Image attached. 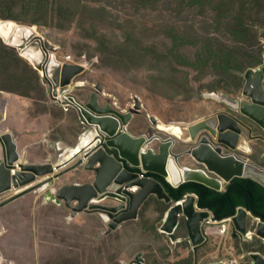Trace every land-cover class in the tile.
I'll return each mask as SVG.
<instances>
[{
    "label": "rangeland",
    "instance_id": "obj_1",
    "mask_svg": "<svg viewBox=\"0 0 264 264\" xmlns=\"http://www.w3.org/2000/svg\"><path fill=\"white\" fill-rule=\"evenodd\" d=\"M8 21L34 28L45 38L38 40L41 54L34 59L46 61L52 54L56 63L67 56L71 63H88L67 88L69 95L85 104L99 85V102L121 111L132 108L138 98L143 109L136 121L150 126L149 117H156L162 132L155 134L162 139L173 136V150L189 149L185 140L194 136L190 127L211 114L239 116L205 94L239 98L245 72L260 66L264 57V0H0V22ZM26 32V39L22 32L14 35L15 44L37 41L32 31ZM21 47L0 37V133L12 136L7 131V94L39 101L31 114L48 118L38 121L34 139L39 136L49 144L31 149L30 159H25L55 164L60 161L56 141L75 132L79 138L91 129L66 115L51 96L59 106L49 103L51 86L44 67L25 58ZM247 134L244 131L248 142ZM253 134L263 133L254 127ZM246 141L240 140V148L232 153L264 169V143ZM153 146L157 151V144ZM85 175L72 176V181H86ZM62 182L0 209V264H129L138 256L145 264H252L251 255L264 258V240L252 234L258 222L250 215L247 238L234 237L231 226L222 234L210 216L202 226L203 243L194 250L184 217L174 240L161 232L171 204L152 196L136 221L105 235L108 224L103 225L99 215L83 214L76 221L64 205L49 201V193ZM21 192L0 196V206Z\"/></svg>",
    "mask_w": 264,
    "mask_h": 264
},
{
    "label": "water",
    "instance_id": "obj_2",
    "mask_svg": "<svg viewBox=\"0 0 264 264\" xmlns=\"http://www.w3.org/2000/svg\"><path fill=\"white\" fill-rule=\"evenodd\" d=\"M87 65L88 63L83 61L76 64L64 63L56 68L58 78L56 75L55 82H52L54 90L70 87L74 79L85 71ZM244 80L242 94L237 99H230L223 94H205L206 98L227 104L239 116L218 112L197 122L190 127L194 129V136L191 140H185L190 147L184 153L173 152L176 143L173 136L162 139L155 134L154 131H162L158 129V120L154 116L149 117L151 125L146 133L140 136L130 134L127 126L143 109L140 100L136 98L133 107L128 111L113 109L110 104L101 106L98 103L101 87L96 85L89 100L83 105H77L80 120L91 129L90 131H94L95 136L72 155L74 161H77L70 167L74 169L83 166L85 171L91 174V179L50 192L49 201L57 206L64 205L71 212L72 219L80 214H98L108 223L106 234L109 235L120 225L136 221L144 203L150 196H156L157 199L171 204L165 214L161 232L174 240L180 217H184L188 238L196 250L203 243L202 226L206 220L210 216L214 221L217 219L210 211L199 208L196 194H187L181 201H175L158 180L145 176L140 178V173L159 175L173 188L187 182H196L223 192L234 178L251 179L264 187V169L232 153L240 148V140L246 141L244 131H247L250 140H264V60L257 68L247 70ZM69 100L75 102L72 96ZM251 125L263 134L254 135ZM153 144L158 147L155 152ZM0 146V195H6L13 189L22 191L1 204L0 209L39 191L45 182V185L49 186L55 181L50 176L69 165L57 162L16 166L20 155L9 133H0ZM148 146H152V150L146 149ZM144 149L148 151L144 153ZM224 149L231 152L225 154ZM183 156H190L200 167H182L179 160ZM70 168L60 171L57 178H61L71 170ZM14 169L17 171L16 175ZM134 169L138 172L132 171ZM44 177L48 180L41 182L40 179ZM36 183L38 186H35ZM134 189L137 190L136 193L131 191ZM249 215L258 222L253 234L264 240V219L242 207L238 208L232 217L234 237H244L248 234ZM250 257L252 264H264V258L260 254L256 253ZM129 264L145 263L138 256Z\"/></svg>",
    "mask_w": 264,
    "mask_h": 264
},
{
    "label": "crops",
    "instance_id": "obj_3",
    "mask_svg": "<svg viewBox=\"0 0 264 264\" xmlns=\"http://www.w3.org/2000/svg\"><path fill=\"white\" fill-rule=\"evenodd\" d=\"M263 60H264V57H263ZM79 84H80V82L78 83V85ZM47 95H48L49 103L50 104L52 103L53 105L52 104L51 105L53 107H54V105L55 106L58 105L51 100V98H50L51 95L49 94V91H48ZM6 98L8 99V102L7 103L5 102V106L7 108V109H5L6 121L8 120L7 116H8V118H11L10 122H8V125H7V131H9L12 134V136H13L16 144H17L18 152L20 155V162H22L23 164H26V165H30V163L28 161H26V159L27 158L30 159L31 149L38 150L39 148H42V146H45L46 143H48L47 139L44 140L39 136H36V139H34L35 138V132L39 131V129L37 128V125L39 126L38 121L43 120V118H48V115L44 114V113L43 114L40 113L39 114L40 116H37L36 114L35 115L31 114V111H34L35 108L38 107V104L40 103L39 101L33 100L31 98H28V97H25L22 95H17V94H7ZM98 103H99V105L104 106L101 102H98ZM59 107H61V106H59ZM217 111H222V110L218 109ZM66 112H67L66 115L77 117L78 121L81 122L80 117H79L80 114H79V111H77V109L72 108ZM1 114H2V112H0V115ZM136 117H137V115L134 116V118L132 119L130 124L127 126V131L130 134H132L133 136H140V135L144 134V132H146L150 126L147 124L146 121L137 122ZM81 124H82V122H81ZM80 137L81 136H79V138H77L76 132H75L72 135L66 134L61 138V140L56 141L54 146H55L58 154L59 155L65 154L67 150L74 148L79 143ZM250 142H253L252 144H254L255 142L264 143V140H261V139L250 140V139H248L247 143H250ZM176 148L177 147H175L173 150V151H175V153H180V151H182V153L185 152L184 150H180V149H176ZM25 156H27L26 159H25ZM61 159H62V156L60 157V161H61ZM31 161H32L31 164H39L41 162L38 159L36 160V159L32 158V156H31ZM76 161L77 160L70 163L65 169L70 168L72 165H74L76 163ZM179 163L181 166L188 165L190 167H192V163L198 164L190 156L181 157L179 160ZM84 172H85V169L83 168V166H80L78 168L71 169L70 171L65 173L63 176H61V179L56 180V181H58V182L63 181L62 184H60V186H59L60 188H62L63 186L71 185V184L85 183V182L90 181L89 178L91 179V174L88 172L87 173L85 172V174H86L85 176H89L88 178H86V181H80V180H77V181L73 180L72 181V178H73L72 176L75 177L78 174L79 175L83 174ZM40 180H41V182H43L46 179H40ZM47 188H48V186L46 185V189ZM46 189L45 190H39V192H44V191H46ZM80 215H83V214H80ZM80 215H78L75 218L76 221L80 220V217H81ZM96 215H98V214H96ZM101 221H103V220L101 219ZM104 223H106V222H104ZM103 225H107V223L103 224ZM106 233H107V231H106ZM106 233H105V235H107Z\"/></svg>",
    "mask_w": 264,
    "mask_h": 264
},
{
    "label": "trees",
    "instance_id": "obj_4",
    "mask_svg": "<svg viewBox=\"0 0 264 264\" xmlns=\"http://www.w3.org/2000/svg\"><path fill=\"white\" fill-rule=\"evenodd\" d=\"M132 171L138 172L136 169ZM144 175L158 180L175 201H181L187 194H196L199 208L210 211L218 221L233 217L240 207L264 219V187L251 179L234 178L225 191L219 192L196 182L173 188L159 175Z\"/></svg>",
    "mask_w": 264,
    "mask_h": 264
},
{
    "label": "bare ground",
    "instance_id": "obj_5",
    "mask_svg": "<svg viewBox=\"0 0 264 264\" xmlns=\"http://www.w3.org/2000/svg\"><path fill=\"white\" fill-rule=\"evenodd\" d=\"M26 31H32L31 32V34H30V36L32 35V37H34L35 36V38H37V41L36 42H33V43H27V42H25L26 43V45H25V43H23V44H15V40H17L16 38H15V36L14 35H16L18 32H22V34H23V39H26L28 36H27V34H28V32H26ZM37 32V33H36ZM19 35V34H18ZM0 37L2 38V39H4V41H6V42H8V43H10L11 45H18L19 47L20 46H22L23 45V47H21L20 48V50L22 51L21 53H22V55L25 57V58H27L30 62H32V63H34L35 65H40V66H43L44 68H43V71H44V73H45V75L50 79V81H52V82H55V77H56V75H57V78H58V73H57V70H56V67H57V63H56V61H55V59H53L52 58V54H51V56H47V58H46V61L45 60H39L38 58H36V59H34V56H37V55H40L41 54V45H40V42H38V40H40L41 42L42 41H44V39L45 38H43L40 34H38V31H36V29H34V28H29V29H24V28H21L20 26H16V24L15 23H13V22H0ZM15 39V40H14ZM47 42V41H46ZM19 43V42H18ZM39 58H41V56H38ZM58 95V94H57ZM2 134V133H1ZM95 136V133H94V131L92 130V131H86L84 134H82L81 135V137H80V140H79V143L76 145L77 146V148H76V146L74 147V148H72V149H69V150H67L66 151V153L65 154H61V156H62V159H61V161H59V163H61V164H66V165H68V164H70V163H72L73 161H74V159L72 158V155L74 154V153H76V151L78 150V149H80V147H83V146H85L87 143H89L92 139H93V137ZM149 147V146H148ZM146 148V149H148V150H152L151 148ZM0 148H1V146H0ZM148 150H145L144 149V153L146 152V151H148ZM154 151V150H153ZM152 151V152H153ZM1 157V156H0ZM73 160V161H72ZM58 163V164H59ZM19 164H22L23 166H28V165H26V164H23L22 162H20V157H19V162L16 164V166H18ZM54 166H56V165H54ZM67 166H65L64 168H62L61 170H59V171H55L54 172V175H52V176H50V177H52L55 181L56 180H59V179H61V178H57V175H58V173H60V171H63V170H65L66 171V168ZM80 167V166H79ZM182 167H184V166H182ZM190 167V166H189ZM16 169H14V174L16 175ZM86 172V171H85ZM87 173V172H86ZM50 177H48V178H50ZM46 177H44V178H41V179H45ZM140 178H144V177H141L140 176ZM168 179H170V177H168ZM46 180H48L47 178H46ZM46 180H44V181H46ZM44 184V187H46V185L45 184H47V182H45V183H43ZM35 186H38V184L36 183V185ZM64 187V186H63ZM38 190H40V189H38ZM11 191H14V189L13 190H11ZM11 191H9V192H11ZM17 191V190H16ZM133 193H136L137 192V190L136 189H134V190H131ZM8 192V193H9ZM20 194V193H19ZM1 196V195H0ZM150 197H152V196H150ZM149 197V198H150ZM14 198V197H13ZM118 199H120V197H117ZM107 202V201H106ZM249 217V216H248ZM211 220H212V217H211ZM207 221V220H206ZM214 221V220H213ZM106 222V221H105ZM108 224V223H107Z\"/></svg>",
    "mask_w": 264,
    "mask_h": 264
},
{
    "label": "built area",
    "instance_id": "obj_6",
    "mask_svg": "<svg viewBox=\"0 0 264 264\" xmlns=\"http://www.w3.org/2000/svg\"><path fill=\"white\" fill-rule=\"evenodd\" d=\"M71 61H72V58L70 56H67L60 63H57V67L56 68L61 67L64 63L76 64V63H71ZM48 84L51 86L49 91H51L50 95H51L52 100L57 102V103H60V105H61V107L63 108L64 111H68L71 107H75V108L78 109V106H77L78 104L83 105V103H80L74 97L73 98H74L75 102H71L69 100V97L71 95H68L69 90L67 88H57L56 90H54V87L52 86V81H50V79H49V83ZM81 122H82V120H81ZM82 124H83V122H82ZM140 176L144 177L145 175L143 173H140ZM206 222H205L204 225H206ZM215 223H218L219 225H221V228H220L221 230L220 231H221L222 234H225L228 231V229L230 228V226L233 227L232 217L226 218V219L221 220V221H215ZM249 233H251V232H249ZM247 236H248V234L246 236H244V237L247 238Z\"/></svg>",
    "mask_w": 264,
    "mask_h": 264
}]
</instances>
